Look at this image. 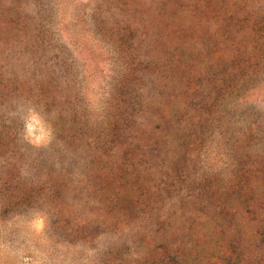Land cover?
Wrapping results in <instances>:
<instances>
[{"label":"rangeland","instance_id":"obj_1","mask_svg":"<svg viewBox=\"0 0 264 264\" xmlns=\"http://www.w3.org/2000/svg\"><path fill=\"white\" fill-rule=\"evenodd\" d=\"M0 264H264V0H0Z\"/></svg>","mask_w":264,"mask_h":264}]
</instances>
